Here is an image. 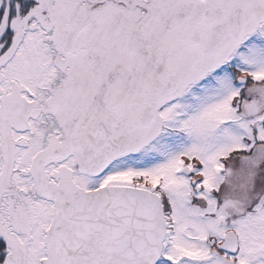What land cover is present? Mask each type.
Listing matches in <instances>:
<instances>
[{
    "label": "snow or ice",
    "instance_id": "6c2138e0",
    "mask_svg": "<svg viewBox=\"0 0 264 264\" xmlns=\"http://www.w3.org/2000/svg\"><path fill=\"white\" fill-rule=\"evenodd\" d=\"M0 264H264V0H0Z\"/></svg>",
    "mask_w": 264,
    "mask_h": 264
}]
</instances>
